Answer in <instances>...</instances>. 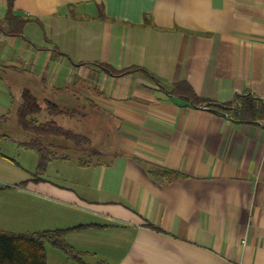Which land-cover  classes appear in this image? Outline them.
Here are the masks:
<instances>
[{"label":"crops","instance_id":"0c3cea01","mask_svg":"<svg viewBox=\"0 0 264 264\" xmlns=\"http://www.w3.org/2000/svg\"><path fill=\"white\" fill-rule=\"evenodd\" d=\"M8 2L6 78L88 119L83 151L94 160L84 165L74 146L47 167L62 184L3 187L12 202L0 204V229L83 225L65 234L80 253L73 264H264V113L225 109L253 94L264 108V0H14L30 17L20 33L1 26ZM33 21L36 38L25 35ZM44 250L47 264H64L63 249Z\"/></svg>","mask_w":264,"mask_h":264},{"label":"rangeland","instance_id":"374dc122","mask_svg":"<svg viewBox=\"0 0 264 264\" xmlns=\"http://www.w3.org/2000/svg\"><path fill=\"white\" fill-rule=\"evenodd\" d=\"M38 26H39L38 23L34 21L30 22L25 27L26 30L25 35L29 36L30 38L32 37L36 38V36H38ZM17 37L19 38L18 40L20 43V41L23 40L22 39L23 37L22 36H17ZM5 46L6 43L4 41H0V55H3V57H5V50H4ZM9 53L12 55L15 54L14 50L12 49H10ZM3 64L4 62L0 61V75H1L0 77V187L1 189L0 190H2L3 187L13 188V189H20V187H25L27 179L29 177L39 178V179L46 177L52 181H57L60 182V184H62L61 180L63 181L66 180L62 178L63 176H61V174H59L61 177L58 174H56L57 167L54 168L53 166L50 171L48 170L49 172L47 171L48 164L52 160L48 162L45 171L41 170L38 153L33 148L26 147L24 145V142L26 140H30L31 139L30 137L34 136L35 133L26 130L18 122V107L22 101V90L20 88V84L16 79L13 85V81L11 84L9 79L6 78V74H4V71L9 72L7 75L11 74V72L9 69L5 70L6 66H2ZM33 82H35L34 79ZM7 85L11 86V88H9ZM1 86H5V87L2 88ZM52 93L53 91L49 89V94L52 95ZM33 94L38 97V100L42 107L41 111L35 114V116L38 118L39 121L43 122L48 118H52L56 120L59 124L65 126L66 128H70L73 132L82 131L83 134L87 133L88 130L90 129L91 125L88 119L85 120L77 116H68V115L51 116L47 109V105H46L47 101L44 100L45 96L44 95L42 96V94L39 93L38 91H36ZM73 95L74 94L72 93L69 94L67 93V96H69L71 99L69 101V103L71 104L68 105L79 108L80 104L76 102V97H73ZM52 99L57 101L56 96L55 97L53 96ZM2 115H7V116L3 117ZM114 127L115 126L109 125L108 129L112 131ZM98 129H100V126L98 127ZM40 137L45 144H50L52 146L51 147L52 151H54V154L56 153V156L57 154H65L68 155L67 156L68 158H71L75 154V151H77L75 149L77 147L74 148L75 146L74 142L69 139H66L64 136L56 135V134H41ZM83 150L84 149H80L79 151L81 152L80 153L77 152L76 157L80 156L83 161H87L84 165H89L92 162L91 161L89 162L88 160L89 159L94 160V159L92 156L88 157L87 153L84 152ZM69 169H67L68 172ZM79 171H81V173L84 172L83 169L78 170L77 168L76 172ZM10 195L5 196V193H0V204L6 203V205L4 206V209L6 211H8V209L11 208L9 207L10 205L9 201L12 200V197H10ZM24 195H26L27 199L33 198L32 195H27V194ZM23 198L24 196L20 195L19 201L17 200V204H16V207H19L20 208L19 210L22 213L24 211V207L22 206H24L23 204H25ZM37 199L41 200V202H44L43 201L44 199H39V198ZM52 203H56V202L50 203V201H46L48 207L43 204L42 209L48 211V215L50 216L52 215L51 217H54V212H56V207L53 206ZM20 218H23V215H21ZM22 220H24V222L26 221L25 218H23ZM28 229L29 228H26V230L22 232L32 233ZM60 254H63L62 256L64 257L63 259L64 264H69V262L70 264H73L72 262L74 261H71L72 260L71 258L74 259V257H72L71 255L69 256L68 254L65 253H60Z\"/></svg>","mask_w":264,"mask_h":264},{"label":"trees","instance_id":"16d2710c","mask_svg":"<svg viewBox=\"0 0 264 264\" xmlns=\"http://www.w3.org/2000/svg\"><path fill=\"white\" fill-rule=\"evenodd\" d=\"M8 3V10L3 20H1V26L7 33H20L24 22L30 19V17L27 15L28 17L23 19L18 12H15L13 8L14 0H9ZM100 65L110 72H114L110 65L104 63H100ZM134 69H142V67L133 66L125 68L121 70V72H128ZM144 70L157 82L161 83L160 78L153 72L146 69ZM250 96L244 97L241 100L236 99L231 107L225 109L235 112L237 115L240 113V116L244 115L252 118L263 115L264 108L258 101L253 99L254 97L252 95ZM46 105L51 116H72L77 112L74 108H68L52 100H47ZM41 109L42 107L37 96H35L29 88H24L22 92V102L18 107V122L26 130L35 133L34 136L30 137V140L24 142V145L33 148L38 153L40 169L45 171L48 162L56 157V153L54 154L50 144H45L42 141L40 137L41 134L64 136L66 139L73 141L78 149H87L90 141L85 134L73 132L70 128H66L52 118H48L43 122L39 121L35 114L39 113ZM2 116L6 117L7 115ZM164 172L169 174L175 173V171L169 169H165ZM82 226L83 225H77L64 229L43 230L31 234H15L0 229V264H47L44 250L46 241L60 247L69 255L80 258V253L66 241L64 235L67 231L78 229Z\"/></svg>","mask_w":264,"mask_h":264},{"label":"water","instance_id":"95a60500","mask_svg":"<svg viewBox=\"0 0 264 264\" xmlns=\"http://www.w3.org/2000/svg\"><path fill=\"white\" fill-rule=\"evenodd\" d=\"M210 110H212V111H214V112H216V113L226 114L225 112H223V111H221L220 109L215 108V107L210 108Z\"/></svg>","mask_w":264,"mask_h":264},{"label":"built area","instance_id":"2783aa9c","mask_svg":"<svg viewBox=\"0 0 264 264\" xmlns=\"http://www.w3.org/2000/svg\"><path fill=\"white\" fill-rule=\"evenodd\" d=\"M253 96H254V94H253ZM203 106H204L205 108H207V107H208V105H207V104H204Z\"/></svg>","mask_w":264,"mask_h":264}]
</instances>
